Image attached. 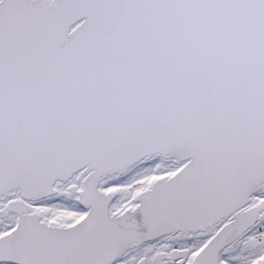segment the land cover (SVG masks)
<instances>
[{
  "label": "snow or ice",
  "instance_id": "obj_1",
  "mask_svg": "<svg viewBox=\"0 0 264 264\" xmlns=\"http://www.w3.org/2000/svg\"><path fill=\"white\" fill-rule=\"evenodd\" d=\"M0 264H264V0H0Z\"/></svg>",
  "mask_w": 264,
  "mask_h": 264
}]
</instances>
